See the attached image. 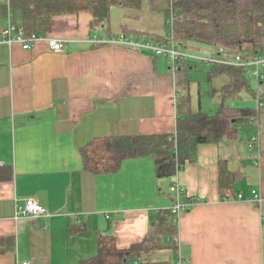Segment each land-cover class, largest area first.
I'll return each instance as SVG.
<instances>
[{
  "label": "crops",
  "instance_id": "0c3cea01",
  "mask_svg": "<svg viewBox=\"0 0 264 264\" xmlns=\"http://www.w3.org/2000/svg\"><path fill=\"white\" fill-rule=\"evenodd\" d=\"M5 21L0 15V29ZM120 34L172 36L164 14L143 1L112 6L103 27H92L88 10L54 16L46 36L64 40L62 51L43 38L27 49L0 39V264H82L103 235L120 249L137 244L149 214L172 205L173 183L196 201L176 219L177 250L158 252L157 261L264 264V109L237 137L199 144L195 159L171 177L157 179L148 156L127 158L112 173L83 168L79 149L96 137L174 133L187 88L192 109L220 107L225 75L209 79L205 65L214 99L208 112L198 88L193 100L195 64L191 81L179 83L168 57L108 41ZM227 104L256 107L244 93ZM226 189L241 197H224ZM27 198L48 214L16 216Z\"/></svg>",
  "mask_w": 264,
  "mask_h": 264
},
{
  "label": "trees",
  "instance_id": "16d2710c",
  "mask_svg": "<svg viewBox=\"0 0 264 264\" xmlns=\"http://www.w3.org/2000/svg\"><path fill=\"white\" fill-rule=\"evenodd\" d=\"M143 1L150 9L164 14L165 27L180 46L211 54L221 47L227 56L246 53L264 57V0H0V15L6 18L11 13L14 25L24 37H41L51 31L56 15L88 10L92 27H103L112 6L139 8ZM149 39L163 41L157 36ZM194 64L201 63L179 65V83L191 81L188 70ZM211 66L209 79L213 75L227 77L215 113L208 114L200 107L192 109L187 88L181 103L186 111L177 115L174 133L96 137L79 149L83 168L92 173H112L127 158L148 156L153 159L157 179L171 177L187 161L195 159L199 144L237 137L259 110L253 106H230L227 102L243 93L254 100H264V81L255 89L244 69ZM176 236L177 222L170 208L158 209L149 214L148 231L141 242L120 249L113 236H100L97 254L82 264H164L155 255L163 250L175 252Z\"/></svg>",
  "mask_w": 264,
  "mask_h": 264
},
{
  "label": "built area",
  "instance_id": "2783aa9c",
  "mask_svg": "<svg viewBox=\"0 0 264 264\" xmlns=\"http://www.w3.org/2000/svg\"><path fill=\"white\" fill-rule=\"evenodd\" d=\"M45 39L50 49L54 51H62L64 49L65 41L53 37L41 36V37H24L21 30L17 28L13 21L11 13H8L4 25L0 29V39L7 43H20L24 49H27L31 44L39 39ZM97 38H92L91 41L96 42ZM112 43L122 44L130 48L139 49L155 55H164L168 57L170 61V70L176 72L179 65L182 62H195L205 65H227L235 66L245 70L247 75L258 84L264 81V57L252 56L246 53H237L235 55H226L225 49L219 47L214 53H203L191 50L188 47H183L176 44L172 37L169 42H157L153 40H136L128 37L125 34H120L117 37L108 40ZM256 108L261 110L264 108V100L260 97L255 99ZM255 117L249 120V124H252ZM169 191L173 195V202L170 206L171 213L176 220L178 216L187 209V207L195 203L196 199L184 200L185 190L177 183H173L169 187ZM254 192V191H253ZM223 196L228 197H241V194L233 193L226 189L223 191ZM16 216H26L32 218H39L47 215L48 211L44 206L39 204L34 198H27L24 204L16 208ZM17 264H32L30 260L19 261Z\"/></svg>",
  "mask_w": 264,
  "mask_h": 264
},
{
  "label": "rangeland",
  "instance_id": "374dc122",
  "mask_svg": "<svg viewBox=\"0 0 264 264\" xmlns=\"http://www.w3.org/2000/svg\"><path fill=\"white\" fill-rule=\"evenodd\" d=\"M209 67L202 65V64H195L194 65V71L192 72L193 74L191 75L193 79V89H192V94H193V100H194V103H196V97L197 96V92H195L194 89L197 90V88L199 89V95H200V99H201V102L204 106V109L205 110H208V112H210L209 110H212L211 109V106H212V102L214 101V99L212 98L211 94H210V84H208L207 82L204 81V78H203V74L205 73L206 70H208ZM223 80V79H221ZM221 80H218L217 84L213 85V88H216V86L219 88L222 83ZM223 82V81H222ZM255 85V83H254ZM263 86H264V83H263ZM185 92V91H184ZM238 102L240 103H243V104H246V103H251L250 100H246V101H243V100H237ZM195 106V105H194Z\"/></svg>",
  "mask_w": 264,
  "mask_h": 264
}]
</instances>
